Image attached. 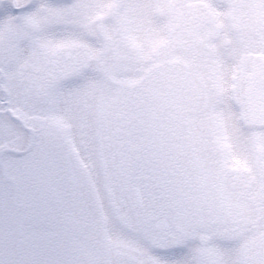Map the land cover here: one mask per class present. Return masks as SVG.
<instances>
[{
  "label": "flooded vegetation",
  "instance_id": "af4514ba",
  "mask_svg": "<svg viewBox=\"0 0 264 264\" xmlns=\"http://www.w3.org/2000/svg\"><path fill=\"white\" fill-rule=\"evenodd\" d=\"M40 1L0 0L21 27L0 37L13 44L0 49L4 112L13 101L30 111L47 103L44 113L55 103L68 129L95 139L90 160L101 167L90 185L111 206L132 204L141 227L160 235L144 239L146 257L141 247L41 261L264 264V0H49L76 21L64 30L53 12L41 23ZM23 108L15 119L39 149L33 126L54 127L40 116L27 125Z\"/></svg>",
  "mask_w": 264,
  "mask_h": 264
},
{
  "label": "rangeland",
  "instance_id": "374dc122",
  "mask_svg": "<svg viewBox=\"0 0 264 264\" xmlns=\"http://www.w3.org/2000/svg\"><path fill=\"white\" fill-rule=\"evenodd\" d=\"M48 3L49 0L40 1L37 6V16L45 20L41 21L42 24L48 22L50 12L55 15V29L64 30L65 24L76 23L74 20L68 23L63 17L56 16L61 10L58 2L51 3V7ZM96 4L97 1H94L93 5ZM78 6L82 4H77L75 8ZM163 8L168 14L169 6L166 4ZM0 10H4L0 16V37L8 34L15 36L21 29L19 21L1 5ZM33 25L35 28L40 26ZM77 26L82 29V26ZM9 44L13 46L0 40V49L3 50L2 45ZM35 103L30 111V102L25 108L21 102H11L15 112L23 108L27 125L32 126L31 117L40 116L43 117L42 122L54 127L48 130L41 124L33 126L37 129L35 141H40V148L34 147L30 152L32 127L21 129L18 121L4 112L0 102V262L17 264L22 257L35 261V264H44L41 261L43 257H118L125 248L141 250V247L145 248V252L141 250L142 257H146L148 242L144 239L160 235L141 227L140 218L132 211V204L117 201L111 206L108 196L104 192H96L90 185L88 176L94 179L95 174L92 173L101 167L94 162L96 156L90 160L96 154L95 139L83 137L84 132L75 129L74 124L68 129L65 119L54 115V110H57L55 103L50 112L45 113L47 103H37L36 106ZM40 111L42 114L38 113ZM49 133H54L59 147L49 145ZM66 137L69 139L66 140ZM22 142L27 145L21 147ZM83 145L87 149L83 147L82 151L79 148ZM85 158L88 161L86 165ZM7 159L14 163L13 170L3 168ZM15 161L21 167L16 166ZM89 166L92 169L87 171ZM101 187L103 185H99L98 189L101 190ZM116 206L121 208L119 213L114 211ZM119 220L124 225L114 224ZM128 223L132 224L131 230L126 227ZM126 252L137 256L134 250Z\"/></svg>",
  "mask_w": 264,
  "mask_h": 264
},
{
  "label": "water",
  "instance_id": "95a60500",
  "mask_svg": "<svg viewBox=\"0 0 264 264\" xmlns=\"http://www.w3.org/2000/svg\"><path fill=\"white\" fill-rule=\"evenodd\" d=\"M134 199H135V203L138 204L139 201H140L139 196L135 195V196H134Z\"/></svg>",
  "mask_w": 264,
  "mask_h": 264
}]
</instances>
